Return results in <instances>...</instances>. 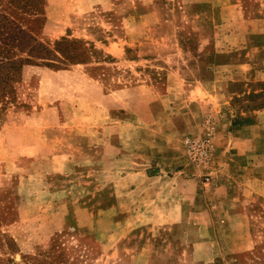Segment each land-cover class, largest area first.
<instances>
[{
    "label": "rangeland",
    "instance_id": "rangeland-1",
    "mask_svg": "<svg viewBox=\"0 0 264 264\" xmlns=\"http://www.w3.org/2000/svg\"><path fill=\"white\" fill-rule=\"evenodd\" d=\"M43 1L11 16L26 50L5 42L30 61L0 104V264H264V197L211 174L264 91L224 118L190 99L220 51L264 42L246 34L264 31V0ZM211 129L193 160L187 139Z\"/></svg>",
    "mask_w": 264,
    "mask_h": 264
},
{
    "label": "crops",
    "instance_id": "crops-1",
    "mask_svg": "<svg viewBox=\"0 0 264 264\" xmlns=\"http://www.w3.org/2000/svg\"><path fill=\"white\" fill-rule=\"evenodd\" d=\"M260 16H258L257 20H260L261 25H264V18H260ZM263 32L262 30L255 32V30L251 29L250 33L246 34H261ZM233 36V40L237 41L242 37L246 38V35L242 33H236ZM262 39H264V34ZM222 40L227 43L225 37ZM226 46L228 47L227 44ZM229 48L232 50L220 51L223 59L219 65L212 67L210 77L197 79L191 85L190 90L191 100L206 103L210 112L216 113V116L223 118V114L225 117L226 114L233 117L232 109L226 106L231 105L234 100H242L251 93L256 94L259 91H264V42L251 46L250 50L253 49L257 52L254 57L250 56L249 45L237 47L234 50L233 47ZM232 59H234V62ZM256 60H261L262 66L258 64L255 66ZM236 63H238V66L233 67ZM224 109L228 111L225 112ZM249 118H253V120L251 121ZM238 119H242L244 122H241L230 136L231 149L237 151L227 163L218 162V165L213 166L211 174L219 177L223 174L222 168H224L225 172L227 171L225 174L228 176L226 180L230 178L226 184H231L233 183L230 181L231 178L234 182H237L234 177L235 173L238 174L237 171L242 172L238 178L242 197H254L253 200H255L258 196L264 197V181L261 177L262 163L260 162L264 149V145H262L264 139L262 138L263 133L255 134L261 120H264V107H256L249 110L242 109L240 113L238 112ZM226 121L225 125L228 128L231 122L228 117ZM226 150H229V148ZM239 158H242V160L237 162L236 159ZM213 181L219 182V178L213 179ZM233 199L236 200L239 197H234Z\"/></svg>",
    "mask_w": 264,
    "mask_h": 264
},
{
    "label": "trees",
    "instance_id": "trees-1",
    "mask_svg": "<svg viewBox=\"0 0 264 264\" xmlns=\"http://www.w3.org/2000/svg\"><path fill=\"white\" fill-rule=\"evenodd\" d=\"M42 3L44 4L43 0H0V12H2L0 13V39L2 38L0 40L2 42V45L0 44V104L3 103L5 97L13 91V83L19 81L22 64L30 61L29 59H26L27 61L20 59L22 57L17 58L20 59V61H12L9 59L8 55L11 53V50L8 44H5L7 40L10 39L14 43L17 37H19L20 44H22L20 49L22 48L24 51L31 42V35L22 29L21 25L14 22L11 16L15 14L19 15V12L37 13L40 11V5H42ZM8 29H10V31H8ZM29 50L32 52L35 51V45L30 47ZM4 109V107H0V112Z\"/></svg>",
    "mask_w": 264,
    "mask_h": 264
},
{
    "label": "built area",
    "instance_id": "built-area-1",
    "mask_svg": "<svg viewBox=\"0 0 264 264\" xmlns=\"http://www.w3.org/2000/svg\"><path fill=\"white\" fill-rule=\"evenodd\" d=\"M212 129L209 131V135L203 140L187 139L189 154L195 161H207L211 156V140L210 136Z\"/></svg>",
    "mask_w": 264,
    "mask_h": 264
}]
</instances>
